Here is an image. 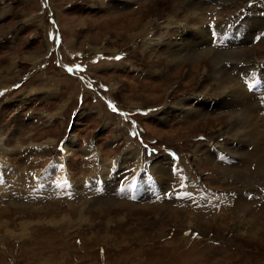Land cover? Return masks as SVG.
Returning a JSON list of instances; mask_svg holds the SVG:
<instances>
[{"label": "rangeland", "instance_id": "rangeland-1", "mask_svg": "<svg viewBox=\"0 0 264 264\" xmlns=\"http://www.w3.org/2000/svg\"><path fill=\"white\" fill-rule=\"evenodd\" d=\"M193 1L0 0V264H264V0Z\"/></svg>", "mask_w": 264, "mask_h": 264}, {"label": "bare ground", "instance_id": "bare-ground-1", "mask_svg": "<svg viewBox=\"0 0 264 264\" xmlns=\"http://www.w3.org/2000/svg\"><path fill=\"white\" fill-rule=\"evenodd\" d=\"M192 1V3H193V6H194V8H195V3H194V1L193 0H191ZM185 2H186V0H185ZM191 5V4H190ZM183 6V5H182ZM190 8V7H189ZM192 8V7H191ZM188 11V10H187ZM124 14V13H123ZM188 14V13H187ZM194 15V14H193ZM195 18V17H194ZM154 20H155V17L153 16H148L145 20H142L143 21V23L140 25V27H139V33H141V35L143 36L144 35V37H146L147 38V40H149V42H152L153 41V39H155L154 37H152V35H150L151 34V28H152V26H151V24H152V22H154ZM194 22V21H193ZM204 22V21H203ZM195 24V23H194ZM137 26V25H136ZM138 27H136V28H138ZM202 27V26H201ZM222 27V26H221ZM194 29H196L197 31H201V33L203 32V30L199 27V28H194ZM205 30V29H204ZM129 31V30H128ZM130 33L126 36L128 39H129V37H132V39H134V38H136V34L138 33V32H136V29L135 30H132V31H129ZM149 32H150V34H149ZM128 33V32H127ZM193 33V32H192ZM112 34V33H111ZM177 34V33H176ZM150 35V36H149ZM156 34H154V36H155ZM202 37H204V36H202ZM167 40L166 39H164V40H161V41H159V42H162L164 45H165V47L167 48V50L169 51V53L172 55V56H177L178 58L180 57V58H182V57H185V56H187V55H189V54H191V53H193V44L192 43H188V44H186V46H185V48H188L189 49V51L187 52V53H185V54H180V53H178L179 51H182L183 50V48L181 49V50H178V49H180V48H172V47H167L168 46V42H166ZM188 41V40H187ZM148 42V41H147ZM162 44V45H163ZM154 47V46H153ZM165 47H163V48H165ZM151 48V46L149 47V46H147V49H148V52L147 53H150L151 51H152V49H150ZM209 48V47H208ZM241 50H244V49H241ZM206 51H208V52H210V53H213V54H216V53H214L211 49H207ZM166 52V51H165ZM168 53V52H167ZM169 53H168V55H169ZM242 53V52H241ZM204 54L205 55H208L209 53H207V52H204ZM219 54V53H218ZM239 54V53H238ZM238 54L236 55V56H238ZM195 55V54H194ZM235 55V54H234ZM175 58V57H174ZM240 58V57H239ZM186 59H188V58H186ZM221 59H223V58H221L219 55H215V57H214V59L212 60V59H209V60H206V61H200L199 62V64L201 63L203 66H206L207 64H209L210 65V61H213L214 63H219V61L221 60ZM171 61V60H170ZM176 61V60H175ZM178 61V60H177ZM182 61V60H181ZM167 62H168V60H167ZM173 62V61H172ZM179 62V61H178ZM166 63V62H165ZM169 65V64H168ZM196 65V64H195ZM196 66H198V65H196ZM224 68V67H223ZM213 70H214V68H213ZM224 70V69H223ZM218 71L220 72V71H222V69H218ZM216 72V71H215ZM224 71H222V73H223ZM205 73V72H204ZM217 73V72H216ZM184 74V73H183ZM214 74V73H213ZM221 79V78H220ZM115 84H113V86H114ZM220 87L219 88H221L220 90H221V93H222V90H227V88L226 87H224L223 85H219ZM218 88V87H217ZM228 92V91H227ZM183 103V102H182ZM140 107V106H139ZM247 111V110H246ZM241 115H238V117H237V115H236V121L237 120H240V121H243L244 120V118H245V115H242V113H240ZM247 114V113H246ZM235 116V115H234ZM250 117V116H249ZM166 118V117H165ZM234 118V117H233ZM253 120V119H252ZM208 121L209 120H206V122H202V123H205V124H207L208 123ZM254 121V120H253ZM233 127H235V126H233ZM140 159V158H139ZM106 210V209H105ZM112 219V218H111ZM197 224H199V223H197Z\"/></svg>", "mask_w": 264, "mask_h": 264}, {"label": "snow or ice", "instance_id": "snow-or-ice-1", "mask_svg": "<svg viewBox=\"0 0 264 264\" xmlns=\"http://www.w3.org/2000/svg\"><path fill=\"white\" fill-rule=\"evenodd\" d=\"M117 59H119V57H117Z\"/></svg>", "mask_w": 264, "mask_h": 264}]
</instances>
